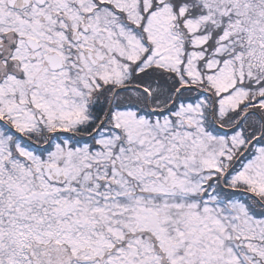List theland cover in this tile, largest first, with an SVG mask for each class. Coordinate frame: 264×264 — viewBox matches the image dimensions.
<instances>
[{"label":"snow or ice","instance_id":"6c2138e0","mask_svg":"<svg viewBox=\"0 0 264 264\" xmlns=\"http://www.w3.org/2000/svg\"><path fill=\"white\" fill-rule=\"evenodd\" d=\"M0 264H264V0H0Z\"/></svg>","mask_w":264,"mask_h":264}]
</instances>
